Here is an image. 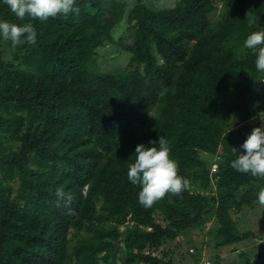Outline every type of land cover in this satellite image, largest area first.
Segmentation results:
<instances>
[{
    "label": "trees",
    "instance_id": "16d2710c",
    "mask_svg": "<svg viewBox=\"0 0 264 264\" xmlns=\"http://www.w3.org/2000/svg\"><path fill=\"white\" fill-rule=\"evenodd\" d=\"M75 6L20 20L0 0V20L37 31L35 45L0 37V264H176L161 248L211 219L216 242L255 236L235 216L259 204L264 178L231 161L257 127L248 121L264 116V72L244 47L264 31V0ZM116 43L131 54L127 68L101 70L97 50ZM160 136L191 187L145 209L127 171L137 145ZM239 258L231 264H255L264 248Z\"/></svg>",
    "mask_w": 264,
    "mask_h": 264
},
{
    "label": "clouds",
    "instance_id": "9594fccd",
    "mask_svg": "<svg viewBox=\"0 0 264 264\" xmlns=\"http://www.w3.org/2000/svg\"><path fill=\"white\" fill-rule=\"evenodd\" d=\"M11 13L20 20L29 17L33 20L47 21L59 16L67 17L70 13L79 14L80 8L75 6L76 0H3ZM247 23L252 27L256 23L255 11L246 12ZM0 37L11 41L13 46L25 43H37V31L33 24H18L8 20H0ZM244 47L256 54L255 66L258 72H264V31L252 32L244 42ZM243 152L237 155L232 148L235 159L231 167L253 177L264 178V126L255 127L241 146ZM171 148L168 139L160 136L158 142L151 141L150 146L139 144L135 148V160L128 167L127 179L140 187L139 204L152 208L166 196H181L190 190L191 181L178 174L179 164L170 156ZM63 196L62 190H57ZM258 201L264 205V187L258 191Z\"/></svg>",
    "mask_w": 264,
    "mask_h": 264
},
{
    "label": "rangeland",
    "instance_id": "374dc122",
    "mask_svg": "<svg viewBox=\"0 0 264 264\" xmlns=\"http://www.w3.org/2000/svg\"><path fill=\"white\" fill-rule=\"evenodd\" d=\"M177 0H144L151 8H170L176 5ZM136 0H126V10ZM215 14L211 15L213 19ZM126 21L122 19L113 29L112 36L116 41L124 33ZM127 42V40L125 41ZM96 63L103 71L124 70L127 68L131 54L121 48L117 43L108 47H100L97 50ZM4 78L2 85L4 87ZM249 124L257 127L264 126V116L260 118H253L248 121ZM215 168V166H214ZM238 220L242 231H252L255 236L245 238L238 236L228 241L216 242L208 233V229L212 224V219L206 222L200 228H192L181 234L176 240L165 244L160 251V254L169 251L170 256L176 264H196L195 260L199 259L198 264H231L233 261H239V253L247 252L250 257L261 252L264 248V205L260 203L253 209L245 210L244 213L235 216ZM194 248L193 255L190 249ZM167 257H169L167 255ZM219 258V259H218ZM218 259V261H217ZM255 264H264V258Z\"/></svg>",
    "mask_w": 264,
    "mask_h": 264
}]
</instances>
